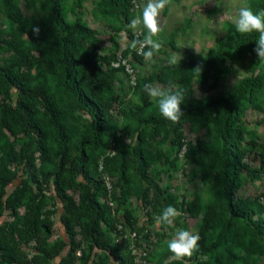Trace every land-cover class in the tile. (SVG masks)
I'll use <instances>...</instances> for the list:
<instances>
[{
    "label": "rangeland",
    "instance_id": "374dc122",
    "mask_svg": "<svg viewBox=\"0 0 264 264\" xmlns=\"http://www.w3.org/2000/svg\"><path fill=\"white\" fill-rule=\"evenodd\" d=\"M253 1L170 0L159 17L163 31L154 37L161 43L160 51L151 59H145L130 44L137 37L142 39L146 29L141 25L134 34L128 25L132 18L142 14L147 0H131L129 22L100 13L97 9L99 0H60L65 21L79 20L94 31L92 36L81 41V50L90 55L93 53L91 59L100 69V81L94 76L93 70L87 75V80L95 87L98 97L106 99L109 104V134L101 150L93 155L91 169L103 186L99 202L108 209L107 215L112 223V227L102 224L103 231L109 235L115 249L132 258L131 264H164L178 260L170 252L168 243L179 229L198 234L214 203L208 174L210 165L203 157L202 150L206 144L209 145L207 127L195 120H182L174 125L167 121L162 127L156 128L157 124L149 120L148 115L153 113L161 119L164 117L143 86L151 83L167 90L171 82L172 91H183L184 101L188 98L205 99L232 89L240 78L256 73L260 66L254 64L256 54L253 52H247L238 59L226 58L203 78H187L183 64L188 57L204 58L212 54L218 42L227 35L229 27L235 25L241 7H250L256 12ZM11 2L13 12L7 14L3 0H0V65L12 61L14 50L10 43L14 40L21 42L26 49L33 45L42 47V41L30 38L27 32L22 31L21 25L30 31L33 25H41L47 14L44 0ZM224 12L228 15L221 22L219 16ZM31 53L42 56L37 51ZM173 56L177 60L176 64L169 63ZM108 65L119 70L113 72L108 69ZM20 70L29 71L32 75L37 72L35 63L29 69L20 63ZM51 78L49 70V86L62 96L61 89H55ZM9 93L13 104L16 90L10 88ZM74 114L76 118L71 120V125L82 131L89 115L81 109H74ZM62 119L68 123L70 115L66 113ZM241 124L244 132V166L233 198L252 204L256 210L254 218L262 223L264 229V92L254 107L242 111ZM140 131H143V147L152 155L148 167L141 171L143 175L133 168L131 155L133 148L139 144ZM18 142L16 145H19ZM124 151L128 153L124 158L127 167L122 171L121 158ZM41 166L46 168L48 165L43 163ZM23 176L18 167L17 177L6 186V196L20 185ZM73 178L77 183L83 181L79 174H74ZM155 184L159 187V195L154 193ZM67 192L78 200L77 189L69 188ZM43 193L45 214L49 210L53 212L49 214L51 234L48 237L40 235L39 238L48 248L59 240L67 244L59 255L48 261L34 262L33 257L37 253L34 240H19L16 247L24 261L11 264H57L61 257L71 252L60 220L64 213L63 204L56 196L52 182L44 188ZM169 205L176 207L180 216L172 226L158 224L156 218ZM20 212L24 213L23 207ZM125 214L129 216L128 220ZM11 220L9 209H4L0 214V226L5 230ZM75 230L78 244L71 264H90L99 254H102L105 264H118L111 255L98 248L91 249L88 257H85L83 252L87 250V242L78 233L77 225ZM133 231H139L140 237L133 238ZM208 231V241L217 240V229L209 225ZM3 233L1 239L5 238ZM235 252L240 256L237 264H249L251 260L243 261L242 250L235 249ZM164 253L170 254L164 256ZM252 259L253 264H264L263 256H254ZM179 260L187 264H198L188 259Z\"/></svg>",
    "mask_w": 264,
    "mask_h": 264
},
{
    "label": "trees",
    "instance_id": "16d2710c",
    "mask_svg": "<svg viewBox=\"0 0 264 264\" xmlns=\"http://www.w3.org/2000/svg\"><path fill=\"white\" fill-rule=\"evenodd\" d=\"M252 3L256 12L264 9V0ZM44 4L47 14L39 26V38L21 25L22 31L27 32L30 38L42 41V47L33 45L26 49L21 42L14 40L10 43L14 50L12 61L0 65V214L9 209L12 217L5 230L0 226V235L5 232V238H0V264L24 261L16 247L19 240H34L37 249L34 262L48 261L59 255L67 244L59 240L48 248L39 238L40 235L48 237L51 234L49 214L53 211L45 214L43 193L50 182L63 204L64 213L60 220L71 248V252L61 257L57 264H71L73 260L78 244L76 225L78 233L87 242V250L83 252L85 257L91 249L98 248L111 255L118 264H131L132 258L115 249L109 235L103 231L102 224L112 227V223L107 215L108 209L99 202L103 186L91 169L93 155L101 150L109 134V104L106 99L98 97L95 87L87 80V75L93 70L100 81L101 72L91 59L93 53L90 55L81 50V41L92 36L94 31L79 20L65 21L60 0H44ZM3 5L7 14L13 12L11 0H3ZM97 9L103 15H113L129 22L131 0H99ZM258 35L257 32L241 34L235 25H231L212 54L204 58L188 57L183 61L187 78H203L226 58L238 59L247 52L255 53L253 49ZM32 51L40 52L42 56L38 57ZM20 63L28 69L35 63L36 74L20 70ZM254 64L260 66L256 73L240 78L232 89L210 98H188L181 105L184 115L180 121L195 120L207 127L209 145L206 144L202 150L210 165L208 174L214 194V203L198 233V251L191 258H183L191 262L237 264L240 256L235 249L244 252L242 259L251 260L249 264H253L254 256L264 257V229L262 223L254 218V206L233 198L244 166L241 114L245 108L254 107L264 92V61H259L256 56ZM197 66L202 68V72L193 71ZM108 69L113 72L119 70L109 65ZM49 70L54 87L61 89L62 96L51 90ZM10 88L17 93L13 104L10 102ZM74 109H81L89 115L82 131L71 125V120L76 118ZM66 113L70 115L68 123L62 119ZM148 119L157 124L156 128L168 121L153 113L148 115ZM169 124L174 125L171 121ZM142 132L138 133L139 144L131 154L132 166L141 175L152 160V155L143 147ZM17 141L19 145H16ZM127 156V151H124L122 158L119 157L122 171L127 167L124 161ZM43 163L48 166H41ZM18 167L22 170L23 179L6 196V186L17 177ZM74 174H79L83 181L75 182ZM69 188L79 191L78 200L67 192ZM153 189L159 195L156 184ZM22 207L24 213L20 212ZM125 218L128 220L129 216L125 214ZM209 225L215 227L219 234L212 242L208 241ZM169 254L164 253V256ZM101 255H97L90 264H105ZM164 264L185 263L171 260Z\"/></svg>",
    "mask_w": 264,
    "mask_h": 264
},
{
    "label": "clouds",
    "instance_id": "9594fccd",
    "mask_svg": "<svg viewBox=\"0 0 264 264\" xmlns=\"http://www.w3.org/2000/svg\"><path fill=\"white\" fill-rule=\"evenodd\" d=\"M170 0H147L146 5L142 8V14L137 15L130 20L128 27L133 30L134 34L143 26L146 29V34L143 38L139 37L131 41L130 47L137 51L138 54L143 55L145 59H151L155 53H158L161 48V43L154 39L158 37L163 31L160 26L159 17L161 12L165 9ZM228 15L224 12L219 16L221 22ZM236 30L241 33H259L256 40V46L253 49L259 61H264V9L259 12H254L250 7H241L238 11V18L235 22ZM41 29L39 25H33L32 34L39 38ZM145 49H148L145 51ZM177 60L173 56L170 64H176ZM196 73L202 72V68L197 66L194 70ZM144 91L148 94L150 99L158 105L161 115L173 124H178L181 117L184 115L182 110V103L185 96L183 91H172V84L169 82L167 90L160 86L151 83L143 86ZM180 216L178 209L172 205L164 208L162 213L156 218L158 224L172 226L176 218ZM200 236L192 232L179 229L175 237L168 243L169 250L174 254L175 259H183L185 257L191 258L193 253L198 251V241ZM185 264L187 262L185 261Z\"/></svg>",
    "mask_w": 264,
    "mask_h": 264
},
{
    "label": "built area",
    "instance_id": "2783aa9c",
    "mask_svg": "<svg viewBox=\"0 0 264 264\" xmlns=\"http://www.w3.org/2000/svg\"><path fill=\"white\" fill-rule=\"evenodd\" d=\"M131 236H132L133 238H135V239H137V238L140 237V235H139L136 231H133L132 234H131ZM143 255H145V253H143Z\"/></svg>",
    "mask_w": 264,
    "mask_h": 264
}]
</instances>
